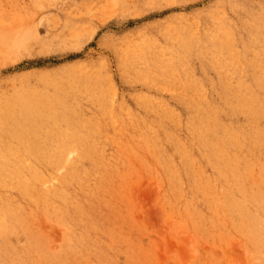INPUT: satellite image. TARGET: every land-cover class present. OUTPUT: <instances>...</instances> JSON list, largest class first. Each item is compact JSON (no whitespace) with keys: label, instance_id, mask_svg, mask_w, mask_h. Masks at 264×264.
I'll use <instances>...</instances> for the list:
<instances>
[{"label":"rangeland","instance_id":"374dc122","mask_svg":"<svg viewBox=\"0 0 264 264\" xmlns=\"http://www.w3.org/2000/svg\"><path fill=\"white\" fill-rule=\"evenodd\" d=\"M1 24L0 170L30 131L63 207L1 189L6 264H264L235 225L264 228V117L240 99L264 106V0H0ZM50 150L75 152L58 174Z\"/></svg>","mask_w":264,"mask_h":264},{"label":"bare ground","instance_id":"6f19581e","mask_svg":"<svg viewBox=\"0 0 264 264\" xmlns=\"http://www.w3.org/2000/svg\"><path fill=\"white\" fill-rule=\"evenodd\" d=\"M15 21V20H14ZM17 22V21H16ZM19 23V22H17ZM9 25V24H8ZM20 25V24H19ZM3 26L4 29H3ZM1 24L0 28V34H3V31L6 30L7 32L12 30L11 29V25L10 26H6ZM8 27V28H7ZM11 29V30H10ZM6 32V33H7ZM8 33V34H9ZM2 34L0 35V38L2 37ZM5 35V33H4ZM7 36V34H6ZM18 44V42H17ZM245 86V85H244ZM240 87V86H239ZM238 87V88H239ZM242 87V86H241ZM240 87V88H241ZM236 88V87H235ZM233 90V89H232ZM237 90V89H236ZM260 91L263 92V96H264V85L261 87ZM261 92V93H262ZM257 95L254 93V91L252 90H243V94L241 96V100H245V106L248 110L249 113H251L253 115L254 118L256 119H260L261 116L264 117V106H260L257 103ZM205 97V96H204ZM238 99V98H237ZM238 101V100H237ZM263 103H264V97L262 99ZM224 103V102H223ZM236 107V106H235ZM240 107H242V105H240ZM245 108V107H244ZM171 114V113H170ZM173 114V113H172ZM162 122V121H161ZM166 123V122H165ZM31 124V123H30ZM29 124V125H30ZM81 124V122H80ZM140 124V122H139ZM168 124V122H167ZM178 124V123H177ZM45 128V127H44ZM48 128V127H47ZM209 128V127H208ZM214 129V127H213ZM215 131V130H214ZM150 132V131H149ZM29 137L31 138L29 142L24 140V135L22 133L16 132L15 133V137H18V139L20 140L21 146L26 147L25 150L23 151H18L17 157H18V161L15 162V164L13 166H2L1 170H0V191L1 189L4 188H13L16 189L19 194L28 200H33V201H43L44 204L46 205L47 210L49 211L50 208L53 211H57V210H61L63 207H61L60 205L57 204H53V202L47 203L46 200L50 199V193L52 192V189L55 191L52 193L53 196H57L59 193V191L57 192V190H55V188H46L47 186V180L45 177V173L50 172L49 170H41V164L40 161H38V159L36 158V149L34 148V145L36 143L35 138H37V136H34V134L30 133L29 131ZM48 135V134H47ZM262 135H264V131H262ZM49 136V135H48ZM58 136V135H57ZM35 137V138H34ZM52 137V136H51ZM54 137V135H53ZM211 137V136H210ZM45 138V137H44ZM64 138V137H63ZM254 138V137H253ZM55 139V138H54ZM61 139V138H60ZM85 140L84 137L79 138V141L81 140ZM38 140V139H37ZM45 140V139H44ZM49 140V139H48ZM47 140V141H48ZM67 140V139H66ZM65 140V141H66ZM52 141V139H51ZM56 141V140H55ZM82 142V141H81ZM85 141H83L84 144ZM209 144H211V147H216L219 149L221 142L222 141H208ZM60 143V142H59ZM51 144V143H50ZM53 144V143H52ZM63 144V143H62ZM78 144V143H77ZM64 145V144H63ZM79 145V144H78ZM66 146V144L64 145ZM68 146V145H67ZM76 146V145H75ZM97 146V145H96ZM30 147V148H29ZM32 147V150H30ZM80 147V145H79ZM93 147V146H92ZM43 148V147H42ZM52 150H50L48 152L49 156L48 157V161H50L51 165H55L58 166L56 173L58 174L59 171L63 168L66 169V166L68 165V163L70 162L68 156L73 155L75 152L71 151L68 154V156L66 155V153H64L63 150H57L54 151L53 153H51ZM93 152V151H92ZM208 154L210 152V150H207ZM101 153V152H100ZM86 154V153H85ZM102 154V153H101ZM95 156V155H94ZM221 156V155H220ZM102 158V157H100ZM47 161V159H46ZM94 161V160H93ZM225 161V160H224ZM226 162V161H225ZM98 163V162H97ZM100 164V162H99ZM82 165V164H81ZM171 168V167H170ZM172 169V168H171ZM75 171V169H74ZM85 171V170H84ZM173 175L175 176V171H173ZM81 173V172H80ZM75 174V173H74ZM100 174V173H99ZM84 177V176H83ZM50 178V176H49ZM65 178V177H64ZM65 182V181H64ZM192 182V181H191ZM65 184V183H64ZM51 186V185H50ZM56 186V185H55ZM66 187V185H65ZM63 188V187H62ZM60 189V188H58ZM15 191V190H14ZM3 192V191H2ZM15 193V192H13ZM10 196V195H9ZM63 198V195H62ZM256 198H261L260 195H257L254 199ZM41 201V202H42ZM63 205V203H62ZM41 206V205H40ZM49 207V208H48ZM43 208V207H42ZM17 210V211H16ZM262 212L264 213V208H262ZM46 211V210H45ZM63 214L60 215V217L58 218L59 220L61 219ZM20 213H19V203L16 200H11L10 197L5 196V192H3V194L0 193V264H6L7 261H5V259L7 258L8 261L11 260V257L8 258V252L10 253L11 248L10 245L8 243H6V241H2L3 237L5 236H9L11 234V221L14 219L15 223L20 222ZM234 221V220H233ZM229 222L231 223V218L229 219ZM235 225L237 227V229L239 230H243L244 228H246L247 226H249L252 229V233L255 235V237L258 240V244L259 246H264V228L255 220H248L246 217H242L241 220L238 217L235 221ZM74 231V230H73ZM28 232V230H27ZM14 234V233H12ZM29 234L32 235V233H30V229H29ZM78 235V234H77ZM258 235V236H257ZM33 236V235H32ZM83 243V241L81 242ZM84 245V244H83ZM79 246V245H78ZM17 247V246H16ZM67 247V246H66ZM84 247V246H83ZM69 248V246H68ZM67 249V248H64ZM72 249H76L75 247ZM84 249V248H83ZM18 250V249H17ZM13 251V250H12ZM16 251V249H15ZM73 251V250H70ZM78 251V249H77ZM85 251V250H84ZM74 252V251H73ZM87 252V251H86ZM19 253V252H18ZM21 253V252H20ZM63 253V252H62ZM61 253V254H62ZM67 253V252H66ZM81 253V252H80ZM7 254V256H6ZM11 254V253H10ZM17 254V253H16ZM68 254V253H67ZM72 254V253H71ZM76 254V253H74ZM63 256V255H62ZM66 256V255H64ZM70 256V255H68ZM72 256V255H71ZM75 256V255H74ZM78 256V255H77ZM84 256V255H83ZM87 256V255H86ZM89 256V255H88ZM19 257V256H18ZM67 257V256H66ZM65 257V259H67ZM21 258V257H20ZM63 258V257H62ZM62 258H59V263L58 264H66V260H63ZM70 258V257H69ZM74 257H72L73 259ZM80 259V258H79ZM13 260V259H12ZM75 260V258H74ZM83 260V259H82ZM81 260V261H82ZM20 261V260H19ZM69 261V260H68ZM72 261V260H71ZM80 261V260H79ZM78 261V262H79ZM58 262V261H57ZM77 262V260H76ZM84 262V260H83ZM12 263V262H11ZM43 264V262H41ZM47 263V262H46ZM18 264V263H17ZM69 264V262H68ZM72 264V263H70ZM87 264V263H86Z\"/></svg>","mask_w":264,"mask_h":264}]
</instances>
